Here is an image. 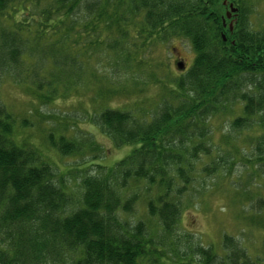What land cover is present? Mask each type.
Segmentation results:
<instances>
[{
	"label": "trees",
	"instance_id": "obj_1",
	"mask_svg": "<svg viewBox=\"0 0 264 264\" xmlns=\"http://www.w3.org/2000/svg\"><path fill=\"white\" fill-rule=\"evenodd\" d=\"M246 1H226L237 10L230 31L210 0H0V87L26 84L43 105L63 98L100 49L113 54L114 73L121 60L125 71L140 67L158 43L185 40L194 55L163 84L155 112L105 108L85 116L113 147L131 150L84 176L78 201L38 152L13 138L15 120L0 99V264H264V240L262 257L252 259L225 235L224 257L202 245L179 251L172 237L186 185L231 163L230 154L222 164L211 158L207 122L218 111L229 137L240 139V162L254 161L264 188V19L254 27ZM53 135L47 139L58 152L77 151Z\"/></svg>",
	"mask_w": 264,
	"mask_h": 264
},
{
	"label": "rangeland",
	"instance_id": "obj_2",
	"mask_svg": "<svg viewBox=\"0 0 264 264\" xmlns=\"http://www.w3.org/2000/svg\"><path fill=\"white\" fill-rule=\"evenodd\" d=\"M226 1L210 0V3L223 27L228 29L234 14H231ZM249 1H246L247 8L251 5L254 7L250 20L254 27H260L264 19V0ZM228 13L230 18H227ZM146 56L140 67L133 64L131 70L127 71L121 60L114 73L110 69L113 54L100 49L88 61H84L80 76L72 82L65 96L45 105L35 99L32 89L26 84L4 83L0 87V99L15 120L13 138L41 155L75 201H78L82 191L81 179L98 173L96 165L110 168L131 150L130 146L113 147L110 139L85 116L105 108L129 109L136 111L137 116L155 112L163 94V84H170L173 78L185 72L194 55L187 41L172 40L151 46ZM178 63H182V70L177 69ZM207 127L211 130V158L222 164L230 154L232 160L217 175L209 178L199 176L196 181L186 185L181 197L179 222L172 233V237L178 241L175 249L183 251L184 248L189 250L202 245L212 247L215 254L224 257L226 251L222 247V237L225 235L237 242L250 258H261L264 188L259 173L253 168V160L251 166L245 160V166L240 162L242 145L240 139L234 142L229 137L224 114L219 111L215 113L208 120ZM50 133L54 134L55 139L63 135L66 141H74L77 151L61 154L51 147L47 139ZM88 137L97 145V152L93 153L83 144L87 143L85 139ZM241 137H244V133ZM134 147L139 148V145ZM248 156L244 154V157ZM205 162L206 159L201 157L195 163L196 171ZM141 187L140 184V195L144 193ZM139 205L141 218L147 219L142 213L141 202ZM152 223L154 226V220ZM150 228L152 231L153 227ZM155 231H158L157 227Z\"/></svg>",
	"mask_w": 264,
	"mask_h": 264
},
{
	"label": "water",
	"instance_id": "obj_3",
	"mask_svg": "<svg viewBox=\"0 0 264 264\" xmlns=\"http://www.w3.org/2000/svg\"><path fill=\"white\" fill-rule=\"evenodd\" d=\"M226 4V3H225ZM229 9H230V12H231V14L233 13V14H236V9L235 8H233V6L232 5H229ZM227 18H230V14L228 13L227 14ZM232 25H233V22H231L230 24H229V30L231 31L232 30ZM223 40H224V37H223ZM177 68L179 69V70H182L183 69V65H182V63H178L177 64Z\"/></svg>",
	"mask_w": 264,
	"mask_h": 264
}]
</instances>
